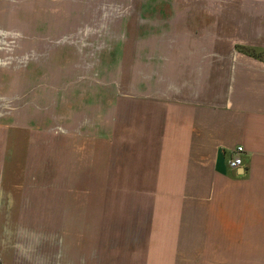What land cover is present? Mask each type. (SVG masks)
<instances>
[{
	"label": "crops",
	"instance_id": "crops-1",
	"mask_svg": "<svg viewBox=\"0 0 264 264\" xmlns=\"http://www.w3.org/2000/svg\"><path fill=\"white\" fill-rule=\"evenodd\" d=\"M0 264H264V0H0Z\"/></svg>",
	"mask_w": 264,
	"mask_h": 264
},
{
	"label": "built area",
	"instance_id": "built-area-1",
	"mask_svg": "<svg viewBox=\"0 0 264 264\" xmlns=\"http://www.w3.org/2000/svg\"><path fill=\"white\" fill-rule=\"evenodd\" d=\"M243 149L238 147L234 150L232 156L228 159L227 165L231 170L243 169L244 164L242 160Z\"/></svg>",
	"mask_w": 264,
	"mask_h": 264
},
{
	"label": "rangeland",
	"instance_id": "rangeland-1",
	"mask_svg": "<svg viewBox=\"0 0 264 264\" xmlns=\"http://www.w3.org/2000/svg\"><path fill=\"white\" fill-rule=\"evenodd\" d=\"M68 57H70V56H68ZM93 57L95 58L94 61H95L96 67H100L102 65L101 64V60L104 58V56H102V55H95ZM115 58H116V56H115ZM41 141H47V142H53L54 143L55 142V138L54 137H48L47 139H43L42 138Z\"/></svg>",
	"mask_w": 264,
	"mask_h": 264
},
{
	"label": "water",
	"instance_id": "water-1",
	"mask_svg": "<svg viewBox=\"0 0 264 264\" xmlns=\"http://www.w3.org/2000/svg\"><path fill=\"white\" fill-rule=\"evenodd\" d=\"M243 171V170H242Z\"/></svg>",
	"mask_w": 264,
	"mask_h": 264
}]
</instances>
